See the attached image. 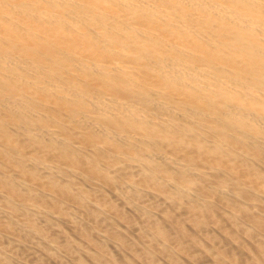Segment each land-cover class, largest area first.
<instances>
[{
    "label": "bare ground",
    "instance_id": "1",
    "mask_svg": "<svg viewBox=\"0 0 264 264\" xmlns=\"http://www.w3.org/2000/svg\"><path fill=\"white\" fill-rule=\"evenodd\" d=\"M0 264H264V0H0Z\"/></svg>",
    "mask_w": 264,
    "mask_h": 264
}]
</instances>
